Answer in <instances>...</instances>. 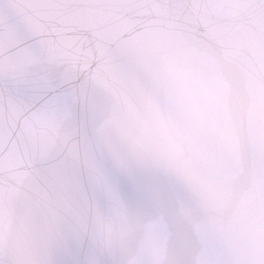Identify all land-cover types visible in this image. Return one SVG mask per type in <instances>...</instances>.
<instances>
[{"label": "snow or ice", "instance_id": "obj_1", "mask_svg": "<svg viewBox=\"0 0 264 264\" xmlns=\"http://www.w3.org/2000/svg\"><path fill=\"white\" fill-rule=\"evenodd\" d=\"M233 6L0 0V264H123L153 204L173 214L179 187L105 112L136 72L137 38L208 43ZM246 7L264 21V0Z\"/></svg>", "mask_w": 264, "mask_h": 264}, {"label": "clouds", "instance_id": "obj_2", "mask_svg": "<svg viewBox=\"0 0 264 264\" xmlns=\"http://www.w3.org/2000/svg\"><path fill=\"white\" fill-rule=\"evenodd\" d=\"M226 2L211 42L137 38L136 72L107 106L110 130L180 193L173 214L145 213L123 264H264V21L251 0Z\"/></svg>", "mask_w": 264, "mask_h": 264}]
</instances>
